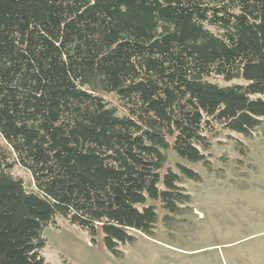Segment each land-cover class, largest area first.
Segmentation results:
<instances>
[{
	"label": "trees",
	"instance_id": "trees-1",
	"mask_svg": "<svg viewBox=\"0 0 264 264\" xmlns=\"http://www.w3.org/2000/svg\"><path fill=\"white\" fill-rule=\"evenodd\" d=\"M263 124L264 0H0V264H51L58 218L122 258L200 180L169 150Z\"/></svg>",
	"mask_w": 264,
	"mask_h": 264
},
{
	"label": "rangeland",
	"instance_id": "rangeland-1",
	"mask_svg": "<svg viewBox=\"0 0 264 264\" xmlns=\"http://www.w3.org/2000/svg\"><path fill=\"white\" fill-rule=\"evenodd\" d=\"M211 81L220 79L211 78ZM117 105L116 98L105 95ZM166 167L177 171L182 163L200 175L199 181L182 178L180 185L190 201L174 221L163 224L158 203V221L153 238L138 237L121 245L122 258L107 253L97 237L62 218L59 228L43 231L42 250L51 264H264V124L246 138L221 131L209 151V168L179 159L167 152ZM18 174L23 175L21 170Z\"/></svg>",
	"mask_w": 264,
	"mask_h": 264
}]
</instances>
